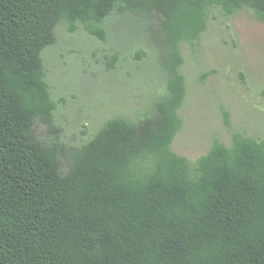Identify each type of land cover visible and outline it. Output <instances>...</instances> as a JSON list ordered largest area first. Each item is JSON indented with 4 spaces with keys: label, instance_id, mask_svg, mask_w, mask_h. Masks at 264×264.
Masks as SVG:
<instances>
[{
    "label": "trees",
    "instance_id": "trees-1",
    "mask_svg": "<svg viewBox=\"0 0 264 264\" xmlns=\"http://www.w3.org/2000/svg\"><path fill=\"white\" fill-rule=\"evenodd\" d=\"M214 7L264 22V0H0V264H264V139L215 140L193 167L172 149L181 47ZM116 11L161 16L169 97L139 123L110 120L69 159L43 53L61 23L106 42ZM37 122L58 138L37 139Z\"/></svg>",
    "mask_w": 264,
    "mask_h": 264
},
{
    "label": "rangeland",
    "instance_id": "rangeland-1",
    "mask_svg": "<svg viewBox=\"0 0 264 264\" xmlns=\"http://www.w3.org/2000/svg\"><path fill=\"white\" fill-rule=\"evenodd\" d=\"M161 19L116 11L101 25L106 42L82 25L75 33L65 23L57 27L58 40L43 60L57 104L54 125L61 129L69 159L110 120L139 123L168 99L169 72L163 66L168 54L158 43ZM181 50L187 95L173 151L193 167L215 140L231 146L236 132L263 140L264 22L251 9L229 16L211 8L207 30ZM35 135L44 142L58 138L40 122ZM63 168L69 169L68 159Z\"/></svg>",
    "mask_w": 264,
    "mask_h": 264
}]
</instances>
